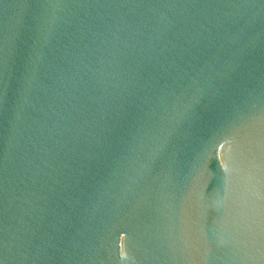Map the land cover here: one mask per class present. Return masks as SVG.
<instances>
[{
  "label": "water",
  "instance_id": "95a60500",
  "mask_svg": "<svg viewBox=\"0 0 264 264\" xmlns=\"http://www.w3.org/2000/svg\"><path fill=\"white\" fill-rule=\"evenodd\" d=\"M0 264H264V0H0Z\"/></svg>",
  "mask_w": 264,
  "mask_h": 264
}]
</instances>
